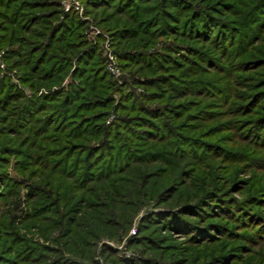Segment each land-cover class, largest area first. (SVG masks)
<instances>
[{
	"label": "trees",
	"instance_id": "obj_1",
	"mask_svg": "<svg viewBox=\"0 0 264 264\" xmlns=\"http://www.w3.org/2000/svg\"><path fill=\"white\" fill-rule=\"evenodd\" d=\"M60 1L0 0V49L5 45L10 46L12 49L6 54V58L9 57L8 60L11 61L10 69L23 72L21 86L14 83L10 76H0V143H10L12 138L4 137L6 132L17 135L20 143L27 146L26 151L18 149L19 142L15 139H12L11 143L16 146L7 147L5 150L18 158L15 162L29 177L33 175L36 178L46 171H49L50 176L45 184H42V181H34L30 186L28 181L16 182L11 176H7L6 184L10 187L16 183L27 184L30 195L40 189L43 198L34 209L35 212L39 217L47 216L44 215L46 213L59 216L54 220L58 221L56 224L62 230L65 252L75 256L68 258L61 255L55 257L51 263H43L36 249L34 255H24L18 264H88L99 240L106 236L118 238L132 219V216L130 218L121 214L116 208V203L119 202L117 198L121 193L114 183L126 181L124 174L137 172L141 164L153 165L158 160H166L172 164L174 157L180 153L184 159L195 157L198 161L207 155L203 148L205 141L200 139L204 131L199 127L203 125L185 127L189 131L183 132L178 129L179 124L186 122L176 121L179 111L176 109L177 105L172 104L174 97H180L184 92L196 94L202 91L203 86H208L209 89L204 90L219 88V92L227 98L231 87L228 85L227 89L224 85L214 82L215 78L204 82V78H200L199 74H206V71H182L175 78L186 87L185 89L177 86L178 82H170L172 89L164 92V89L159 88V94H151L149 101L145 95H137L127 86L117 89L105 70L100 54L98 55L95 49H89L88 43L81 35L80 20L74 14H66L60 20ZM153 1L155 15L143 21V6ZM86 2L95 11L112 6L127 15V10L135 9L127 15L133 22H123L122 26L112 27V37L117 44V54L123 68L133 74H141L152 84L166 78L156 71L162 65H157L161 63L154 59V53L136 49L140 45L151 44L150 37L167 36L168 46L173 45L178 38L197 42L212 40L215 45L222 47V55L225 53L224 57L231 60L233 52L228 54L229 50H225L224 42L239 37L241 39L234 41L231 47L239 49L242 42L247 43L248 47L259 36L248 32L252 34L251 37H242L241 27L248 25L249 18H252L251 23L255 25L258 22L262 23L261 27L264 25V0H252L244 10L239 11V16H235L238 12L237 0H232L231 3L227 0ZM222 2L226 10L234 6L235 18L224 13V10L214 11L223 18H218L212 13L213 5H221ZM101 20L106 19L102 17ZM153 26L156 29H150ZM215 28L217 29L213 31ZM142 32L146 36L145 39L139 37ZM195 46L197 45L193 44L188 47V53L193 56L192 59L188 58V61L198 67L199 60L212 56L207 55V48L198 50ZM176 49L167 48V51L174 52ZM247 51L249 50L245 52ZM166 56L168 55L158 57L162 60ZM259 62L248 56L242 61L239 59L230 62L226 69L223 67L218 70L234 71L242 68L245 71L252 65L260 64ZM184 70H188L187 67ZM45 84L47 87L52 84L55 88L51 86L48 92L38 94L42 87H46ZM116 91L121 93L120 101L115 104L118 116L113 123L107 124L110 107L115 103L113 93ZM204 93L206 92L203 91L202 94ZM153 100H159L161 106L150 108L148 102ZM180 107L186 106L183 104ZM170 113L172 115H169ZM261 115L262 117L254 121L258 122L260 127L264 124V113ZM183 118L184 116H180V119ZM191 130L198 131L191 135ZM245 134L241 135L242 138L255 142L259 138V142L264 141L262 132L256 136L253 133ZM239 153L243 154L241 157L249 158L245 151ZM263 158L258 155L250 156L254 163ZM176 166L178 163L173 167ZM143 170L145 174L140 177L143 182L155 174L153 168ZM4 175L6 174L1 172L0 178ZM60 176L70 180H60ZM204 178L211 179L206 175ZM176 183L175 181L166 184L164 196H169L173 191L176 193ZM262 191V187H258L255 193L239 202L221 197L214 188H205L194 200L184 201L179 205L168 204L167 211L158 212V217L154 220L162 222L167 229L187 232L193 240L205 242L213 237L211 231L219 230L220 225L210 222L207 224L202 219L210 217V213L217 210L224 215L234 217L235 214V219L239 221L247 216L248 222H258L261 225L262 218L256 211L252 209L251 212L241 206L246 201L250 206L264 203V199L260 197ZM19 201L20 199L13 202L12 207L9 205L3 212L8 219L5 223L8 227L16 222L15 208L18 207ZM86 204L88 206L85 210ZM13 227L15 228L16 224ZM30 251L31 249L28 250ZM228 256L230 254L226 253L219 260L227 259Z\"/></svg>",
	"mask_w": 264,
	"mask_h": 264
},
{
	"label": "rangeland",
	"instance_id": "obj_2",
	"mask_svg": "<svg viewBox=\"0 0 264 264\" xmlns=\"http://www.w3.org/2000/svg\"><path fill=\"white\" fill-rule=\"evenodd\" d=\"M230 1L232 2V0H227V2ZM251 1L237 0L238 12L235 16L240 10H244ZM60 3L62 11L60 20L66 14H74L80 20L81 35L88 43L89 49L98 51L105 70L117 89L127 86L137 95H145L149 101L151 94H159V88L164 89V92L172 89L169 85L170 82H178L177 86L185 89L186 87L175 78L182 71H206V74L205 72L199 74L200 78H204V82L215 78L214 82L224 85L227 89L228 85L231 86L227 98L223 97L219 88L204 90L209 89L207 85V87L203 86L202 91L196 94L184 92L185 95L174 97L172 104H176V109L179 111L176 121L178 123L186 122V124H179L178 129L183 132L189 131L185 127L203 125L199 127L204 131L200 135V139L205 141L206 147L204 145L203 148L207 155L198 161L195 157L184 159L185 157L180 153L174 157L172 164L166 160H158L153 165L141 164L138 168L140 170L137 172L130 171L124 174L126 181L114 183L115 188L121 193V196L117 198L119 202L116 203V208L121 211V214L130 218L132 216V219L127 229H125L126 224L124 225L125 230L120 232L118 238L113 239L106 236L99 240L95 246L92 260H89L88 264H130L129 262L132 264H264V203L250 206V203L246 201L241 206L251 212H253L252 209L256 211L262 218L260 220L262 226L258 222H248L247 216L239 221L235 219V214L234 217L224 215L219 210L210 213V217L202 220L207 224L209 222L218 224L220 228L212 230L213 237L205 242L193 240L187 232L167 229L162 222L154 220L158 217V212L167 211L168 204L179 205L184 201L194 200L205 188L210 190L214 188V191L220 193L221 197L239 202L246 200L251 193H255L258 187H262L264 190V158L257 163L250 159L251 155L264 157V146H261L264 145L262 144L264 141L262 139L263 142H259L258 137V142L250 141V139L241 136L245 133L248 135L253 133L255 136L261 132L264 133V124L260 127L258 122L254 123L264 113V25L261 27L262 23L260 24V22L255 25L251 23L252 18H249L248 25L241 27L242 37H251L252 34L248 32L259 36L248 47L244 42L240 43L239 47L241 48L239 49L235 50L231 47L234 41L238 42L241 39L239 37L224 42L225 50H229L228 54L233 52L231 60L224 57L225 53L222 55V47L215 45L216 43L212 40L197 42L178 38L173 45L168 46L169 38H166L167 36L150 37L151 44L140 45L136 49L154 53L156 55L154 59L161 63L157 65H162L156 71L159 74L162 73L166 78L152 84L145 80L141 74H133L123 68L117 54V44L112 37V27L122 26L123 22H133L127 15H130L135 10L134 8L127 10L126 15L118 12L112 6L98 8L95 11L87 4L86 0H61ZM223 4V2L221 5L215 3L212 13L218 18H223L220 17L222 15H217L215 12L224 10L226 11L224 13L234 17V6H230L226 10ZM154 9V1L143 6V14H141L143 21L155 15ZM102 17H105L106 20H101ZM170 23L172 24V21ZM150 29H156V27L153 26ZM237 29L239 30V28ZM140 35V38H146L143 32ZM193 44L197 45L195 47L198 50L207 48V55L212 56L207 57V61L199 60L198 67L188 61V58H193L188 53V47ZM173 46L178 50L172 48ZM167 48L176 50L168 52ZM11 49L8 45L0 49V76H10L14 83L21 86L23 72L18 69H10L11 61L8 60L9 57L6 58V54L10 53ZM246 50L249 51L246 53ZM165 54L168 56L160 60L159 57ZM248 56L253 57V61H260V64L254 65L255 67L252 65L245 71L242 68L234 71L218 70L223 67L226 69L230 66V62L239 61V59L242 61ZM186 67L188 70H184ZM199 67L201 69H197ZM49 87H42L38 94L48 92ZM52 87L55 88V86ZM203 91L206 93L202 94ZM113 97L115 103L110 107V114L106 119L107 124L113 123L118 116L115 104L120 101L121 93L116 91L113 93ZM148 103L152 109L161 106L159 100ZM183 104H185V108L180 107ZM180 116H184V118L180 119ZM196 131L198 130H194V132L191 130V135L196 134ZM4 137L15 139L19 142L18 149L26 151L27 146L20 143L17 135L6 132ZM12 139L10 143L8 142L9 144L0 143V173L6 174L0 178V264H18L24 255L32 256L37 251L43 263H51L55 257H61V255L68 258L75 257L69 252H65L62 230L56 224L58 221L54 220L59 216L46 213L44 215L47 216L39 217L35 212L34 209L38 207L40 199L43 198L40 195L42 194L40 189L39 192L30 195L27 184L16 183L11 187L6 184L7 176H11L16 182L28 181L29 186L34 181H42V184H45L50 179L49 171L45 170L46 173L35 178L33 175L29 177L21 169L20 165L15 162L18 158L5 150L7 147L16 146L12 145ZM241 151H245L249 158L241 157L243 156L239 153ZM175 163H178V166L173 167ZM143 168H153L155 171L151 178L144 180L145 182L140 179L145 174ZM23 175L25 176L23 177ZM205 175L211 179L204 178ZM62 179L70 180L68 177L60 176V180ZM175 181L177 182L176 193L173 191L169 196H164L166 184ZM260 197L264 199V191L260 193ZM18 199H20L18 207L15 208L17 211L15 214L16 227H13L14 223L8 227L5 225L8 219L3 212L9 205L12 207L13 202ZM87 204L83 205L85 210ZM30 249L31 251L28 252ZM226 253H229L230 256L227 259L219 260Z\"/></svg>",
	"mask_w": 264,
	"mask_h": 264
}]
</instances>
